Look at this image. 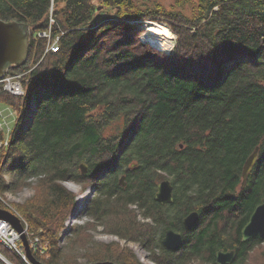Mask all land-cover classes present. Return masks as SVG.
<instances>
[{
    "label": "trees",
    "instance_id": "16d2710c",
    "mask_svg": "<svg viewBox=\"0 0 264 264\" xmlns=\"http://www.w3.org/2000/svg\"><path fill=\"white\" fill-rule=\"evenodd\" d=\"M0 19L30 27L27 58L6 72L20 75L23 93L0 81V104L15 110L0 145V207L10 209L8 192L34 184L12 206L39 238L36 262L80 264L82 247L87 262L140 264L115 242L86 246L89 221L65 227L76 194L63 183L72 180L93 190L82 212L142 243L157 264H216L219 249L235 250L230 264H264V238L241 240L264 201V0H174L169 8L161 0H0ZM144 20H152L145 30ZM56 36L57 48L46 51ZM162 179L172 185L171 203L155 200ZM191 211L199 217L186 230ZM168 228L183 234L177 250L161 243ZM0 255L32 263L1 241Z\"/></svg>",
    "mask_w": 264,
    "mask_h": 264
},
{
    "label": "water",
    "instance_id": "95a60500",
    "mask_svg": "<svg viewBox=\"0 0 264 264\" xmlns=\"http://www.w3.org/2000/svg\"><path fill=\"white\" fill-rule=\"evenodd\" d=\"M143 28V26H142ZM144 35V34H143ZM30 30L29 25L23 22L6 21L0 19V80L5 76L7 70L12 65L21 64L28 55ZM142 39V38H141ZM259 155V147L256 146L254 150L246 158L241 171V185L244 188L249 172L252 170ZM86 164L81 163V172H86ZM120 184L124 185V176H121ZM155 200L160 203H171L173 200L172 185L168 179H162L157 184L155 192ZM199 214L197 211H191L183 217L182 223L186 230L191 229L197 222ZM0 219L6 220L10 223L20 235L21 242L25 248L26 256L33 264H41L36 262L31 257V249L29 247L28 238L26 236L24 225L21 218L13 211L0 207ZM255 236L264 238V201L255 206L251 212L248 221L241 228V240L246 241ZM182 236L173 229L165 231L162 239V244L169 250H177L180 247ZM236 256L234 249L223 250L219 249L215 253L216 264H230ZM4 261L6 259L0 255ZM8 263V261H6ZM10 264V263H8ZM82 264H123L113 261H97L85 262Z\"/></svg>",
    "mask_w": 264,
    "mask_h": 264
},
{
    "label": "rangeland",
    "instance_id": "374dc122",
    "mask_svg": "<svg viewBox=\"0 0 264 264\" xmlns=\"http://www.w3.org/2000/svg\"><path fill=\"white\" fill-rule=\"evenodd\" d=\"M52 1L53 0H51V2ZM137 2L141 3V2H143V0H137ZM161 2L164 3L165 6H167L169 8L173 4L174 0H161ZM191 7H192V4H189L187 9L185 10V12L186 11L189 12L191 10ZM53 10H54V2L50 6V13L51 14H52ZM106 15H107L106 12H104V11L101 12L99 14L98 20L100 21L101 19L106 17ZM50 17H52V16H50ZM145 21H152V20L142 21L141 27L144 26L143 23ZM50 22H51V18H50ZM156 22H159V21H156ZM160 23L167 25V23H165L163 21H160ZM151 25H155V22H151ZM29 30H30V27H29ZM144 30H145V28H144ZM38 34L40 36L50 37L48 34L44 35L43 32H39ZM143 34L145 35V31ZM143 34L141 35L140 38H142L141 40L143 42H145V40H143V37H144ZM176 37L177 36L175 34V38L173 40L174 45H175ZM48 40H49V44H50L49 46L50 47H48V44H47L46 51L48 48L51 49L52 47H54L52 49L55 50L57 48L58 36L53 38V40L52 39L50 40V38ZM172 49H171V51H172ZM6 76H8V75H6ZM15 80H18V78H15ZM19 80H20V77H19ZM3 87H4V85H3ZM0 109L2 110V114H3V116L0 117V132L4 133V136H5L4 140H2L3 143L0 141V145H2V144H4L5 141H7V137H6L7 130L9 128V126H11V124L14 120L15 110H13L9 106H5L3 104H0ZM106 132L112 134L115 132V128L110 127L107 129ZM63 184L65 187H67L69 190H71L72 192H74L76 194L75 206L73 207V210H72L70 217H68L67 220L65 221V227H69L73 223L84 224L85 221H89L90 222V226H89L90 229H88L87 233L89 234L90 242H88L86 246H89V245L92 246L93 242H96V243L115 242V243L119 244L120 247L127 248V249L131 250L135 254V256L137 257V260L140 264H157L156 262H154L151 259L149 251L145 248V246L142 243H140L139 241H131V240H125V239L119 238L118 236L114 235L113 233L108 232L107 221H105L104 223H100L98 220H94L93 218H90L88 216V214H86L85 212H82V210L85 207V202L93 194L92 187H89V189H88V187H86L84 190H82L81 184L78 182L72 181V180L64 181ZM33 185L34 184L32 183L29 186L24 187L22 190H20L16 193L8 192L5 195V198L3 199L4 203L9 206V208H10L9 210L16 213L19 217H20V215L16 212V210H14L12 205H14L15 203H23L27 198H29L34 192ZM129 208H131L133 210L136 209L135 206H129ZM136 214H138L137 211H136ZM137 219L140 221H150V220L142 219V216L140 214L137 215ZM21 220H22V218H21ZM22 223H23V221H22ZM23 225L27 231L26 236L28 238V243H29V247H30V240H33L34 238H37V239H39V238L37 236H33L30 232H28L27 224H23ZM66 233H67V229L64 228L60 234V237H59V241L61 244H63V241L65 239V236H63V234L65 235ZM30 249H31V247H30ZM82 252H84V248L79 247L77 254H78V262L80 264L87 262L85 260V258L83 256H81ZM191 264H205V263L202 262L201 259H198V260H195L194 262H192ZM247 264H257V263L252 260V261H248Z\"/></svg>",
    "mask_w": 264,
    "mask_h": 264
},
{
    "label": "built area",
    "instance_id": "2783aa9c",
    "mask_svg": "<svg viewBox=\"0 0 264 264\" xmlns=\"http://www.w3.org/2000/svg\"><path fill=\"white\" fill-rule=\"evenodd\" d=\"M50 16H51V13H50ZM50 18H51V22H54V19L52 17ZM43 34L49 35V33L45 31L43 32ZM18 76L19 75L5 76L3 79L0 80L1 82H3L4 89H6L9 93L14 94V95H20L23 93L22 84H21V81L19 80L20 76L19 77ZM15 78H18V80H15ZM2 116H3L2 110L0 109V117ZM4 143H6V141ZM25 232L27 233L26 229H25ZM0 241L4 245H6L8 248L17 251L25 260H27L26 253H24L23 251L19 233L14 228L11 227L8 221L3 220V219H0ZM37 244H38L37 238L30 240L31 248L37 247Z\"/></svg>",
    "mask_w": 264,
    "mask_h": 264
},
{
    "label": "flooded vegetation",
    "instance_id": "af4514ba",
    "mask_svg": "<svg viewBox=\"0 0 264 264\" xmlns=\"http://www.w3.org/2000/svg\"><path fill=\"white\" fill-rule=\"evenodd\" d=\"M121 176H123V175H121ZM121 176H120V177H121ZM119 183H120V181H119ZM124 185H125V184H124ZM130 206H135V205H130ZM146 220H151V219H146ZM192 228H193V227H192ZM192 228H191V229H192ZM168 229H171V228H168ZM168 229H166V230H168ZM191 229H189V230H191ZM166 230H165V231H166ZM175 232L181 234V236H182V241H181V243H182V242H183V239H184V238H183V234H182L181 232H178V231H175ZM164 234H165V232H164ZM164 234H163V237H164ZM163 237H162V239H163ZM162 239H161V243H162ZM162 245H163V244H162ZM163 246H164V245H163ZM180 246H181V244H180ZM164 248L167 249L165 246H164ZM179 248H180V247H179ZM179 248H178V249H179ZM167 250H169V249H167Z\"/></svg>",
    "mask_w": 264,
    "mask_h": 264
},
{
    "label": "bare ground",
    "instance_id": "6f19581e",
    "mask_svg": "<svg viewBox=\"0 0 264 264\" xmlns=\"http://www.w3.org/2000/svg\"><path fill=\"white\" fill-rule=\"evenodd\" d=\"M6 76V75H5ZM85 208V207H84Z\"/></svg>",
    "mask_w": 264,
    "mask_h": 264
}]
</instances>
